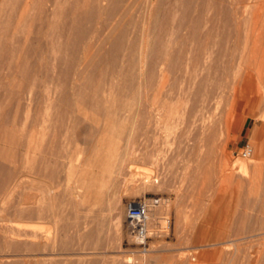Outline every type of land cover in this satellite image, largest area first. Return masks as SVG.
<instances>
[{"label": "rangeland", "instance_id": "rangeland-1", "mask_svg": "<svg viewBox=\"0 0 264 264\" xmlns=\"http://www.w3.org/2000/svg\"><path fill=\"white\" fill-rule=\"evenodd\" d=\"M58 1L60 26L56 48L59 54L57 72L61 76L58 73L55 86L50 85L38 99V96L33 98V107L20 111L16 132L32 136L25 138L31 149L23 159L25 165L23 162L20 165L22 171L17 170L13 178V186L0 192L1 246L15 241L22 245L30 242V250L24 246L21 248L23 262L22 258L10 257L5 264H12L13 259H19L15 264H264V122L259 120L264 117V73L259 80L254 71L246 67L249 65L245 59L249 53L246 48L250 50L248 47L252 45L248 36L264 31V15L255 22L249 20L247 11L239 14L230 11L232 16L229 17V10L222 13L220 8L224 2L227 6L228 0H206L203 10L199 8L202 0H167L170 3L154 0L153 7H148L149 0H132V5L136 3L134 8L123 16L119 15L121 19L112 16L109 1L101 2L104 13L88 18V2L79 0L81 10H87L82 17H76V21L81 22L85 35L74 49V32L64 23L67 18L72 21L76 16L75 7H72L75 1ZM215 3L216 12L213 9ZM198 15L204 18L198 31L213 36L215 42L233 32L227 43L232 52L226 45L227 55L231 54L226 64L223 63L230 68L225 67V75H221L219 68V78L216 79L215 43L210 47L212 60H207L205 69L199 71L197 77L167 73L161 84L157 82L159 91L152 93L147 88L148 91L145 87L151 80L148 76L150 55L156 36L165 27V37L162 36L171 42L169 48L192 49V42L183 45L181 41L187 39L191 23ZM229 19L234 23L238 21V24ZM114 21L121 23L115 26ZM228 28L230 30L226 32ZM47 43L46 37L40 43L44 66L48 64ZM242 51L244 55L248 53L244 56ZM88 61L93 63L92 66H85ZM209 67L214 68L206 87L212 94H208L207 99L205 96L204 102H199L196 82L205 77ZM65 72L69 76L65 74L66 77ZM74 72H80L79 79ZM216 81L220 83L217 82V86ZM95 86L105 91L96 90V94ZM99 93L108 100L115 98L116 105L120 102L123 107L120 108V104L119 108L112 107V112L109 108L110 112H107L111 116L104 114L106 110L100 111L104 110L103 102L96 98ZM144 93L152 100L149 101ZM143 101L148 102L144 104ZM58 114L65 115H61V119ZM118 127L121 130H116ZM245 141L251 145L252 153L243 158L237 152ZM46 145H53L55 154H60L58 160L55 154L52 157L54 166L57 162L54 168L59 171H55L58 182L53 178L56 175L50 176L56 185L47 178L49 175L45 176L47 171L35 173L44 155L40 150ZM116 146L121 154H128L115 159L112 153ZM11 150H16L15 146L4 137L0 139V160L12 153ZM111 163L115 166L112 167ZM224 170L229 173L224 175ZM50 185H55L51 187V193L64 192V195H58L63 197L59 211L55 214L40 212V216L38 212L32 216L20 212L18 208H21L24 196L28 206L35 208L38 205L35 202L46 195ZM72 189L86 198L77 207L68 203V193ZM82 193H86L85 196ZM141 195L159 197V203L149 213L150 233L147 250L143 253L135 251L138 245L126 232L124 221L125 201ZM76 197L74 202L83 201L82 197ZM39 205L44 206L45 201ZM217 240L224 243L213 244ZM16 243L13 246L19 245ZM33 245L36 249L31 250ZM44 254H50L52 259Z\"/></svg>", "mask_w": 264, "mask_h": 264}, {"label": "bare ground", "instance_id": "bare-ground-1", "mask_svg": "<svg viewBox=\"0 0 264 264\" xmlns=\"http://www.w3.org/2000/svg\"><path fill=\"white\" fill-rule=\"evenodd\" d=\"M75 1L74 6L75 7V12L74 15H76L73 20L70 22L69 18L67 22L64 23L65 26H67V28H70V30H73L75 35L74 39L75 40V44L74 41L72 42L74 49L75 47L82 41V38L85 35V30L83 28V26L81 27L79 23V20L76 21V17H79V15L82 17L83 14L86 13V8L85 10H81V5L79 3V0H73ZM85 2H88V18L90 17H94L95 15L100 16L103 8H105L104 6L102 7V3L101 2H108L109 7H110V12L112 14V16H116V19H121L120 16H123L125 13H129V9L132 11V9L134 8L135 4L133 3L132 5V0H84ZM149 5H152L153 7V1L154 0H149ZM226 1V0H225ZM81 2V1H80ZM83 2V1H82ZM148 2V1H147ZM222 2V1H220ZM219 2V3H220ZM228 7L226 5H224V3H222L221 5V12H228L231 14H239V13H244L247 11V13L249 14V20H253L254 22L257 21L259 19V17L261 15H264V0H228ZM146 3V2H145ZM160 3H170L169 1H161ZM221 4V3H220ZM219 4V5H220ZM226 4V3H225ZM73 5V4H72ZM80 5V7H79ZM83 5V4H82ZM132 5V7H131ZM58 6H59V1L58 0H0V139L6 138L7 140H9L11 145L15 146L14 151L11 150L12 153H9L7 156H5L4 158H2V160H0V192L2 191H8L10 187L13 186V178L16 175L17 170L18 171H22L19 170L20 169V165L25 162L23 161V159L25 160L27 154H29L31 146L29 144L28 141L25 142V138L26 140L32 137L31 135L29 136H25L22 133H17L16 129H17V125H16V120L20 114V111L22 110L23 112L28 111L31 103H34L33 98H35L36 96L37 99L39 98L40 95H42L47 89H49L50 85H54L57 83V81L59 80L58 77L61 76L60 72H57V63H58V59H59V54L56 48V41L58 42V39L56 40L57 37V33H58V27L59 22L57 19V15H58ZM84 6V5H83ZM108 6V5H107ZM80 11L84 12V13H80L79 14V9ZM206 7V0H202L199 8L200 10H203ZM74 8H72L73 11ZM214 11L216 12V3L213 6ZM228 9V10H227ZM36 10V11H35ZM78 10V11H76ZM108 11V10H107ZM106 11V12H107ZM231 11V12H230ZM78 12V15L77 13ZM76 13V14H75ZM104 13V12H102ZM100 14V15H99ZM106 14V13H105ZM104 15V14H103ZM119 17H118V16ZM87 16V15H86ZM107 16V15H106ZM227 16V13H226ZM232 16L229 14V17ZM110 17V15H109ZM118 17V18H117ZM228 17V18H229ZM236 17V16H235ZM108 18V17H107ZM111 18V17H110ZM115 20V17H113ZM232 18V17H231ZM72 19V17H71ZM84 19V18H83ZM226 19V18H225ZM233 19V18H232ZM88 20V19H86ZM168 19H164V21L167 23ZM204 20V18H202L200 15L196 16L190 26V33L187 37L186 40H182L181 43L183 45H185L187 42H192L194 44L192 49H185L183 47H179V48H169L170 45V41H167L165 38H163V31L166 29L164 26H161L162 28L164 27V30L161 29L160 27V34H158L156 36V39L154 41V47L151 56V62L149 65H151L150 68V73H149V83L147 82L146 84V89L148 88L149 90L152 91V93H154L155 91H159V87L160 85H157V82L159 81V83L161 84L162 79L166 76L167 73H175L180 77H184L185 75H188L190 78H195L198 76L199 71L205 69V64L207 63V60H212L211 56H212V50L210 47H212L213 45H215L216 43V79L219 76L218 72L220 71L219 68L221 69V75L224 74V70H226V61L227 58L229 57V55L231 53H229V55H227L226 52V45H230L227 44L230 41V36L231 34L233 35V32H231L230 36L228 34V36H224L222 37L220 40H216L213 36H210L209 34H202L198 31L199 28V24ZM222 21V19H220ZM230 20V19H229ZM118 21V20H117ZM228 20H226L227 22ZM232 21V20H230ZM69 22V23H68ZM115 22V21H114ZM233 22V21H232ZM63 23V22H62ZM121 23V22H119ZM119 23L117 24V22H115V26L116 24L119 25ZM155 23V22H154ZM234 23V22H233ZM61 24V23H60ZM228 24V23H227ZM234 24H238V21H236ZM61 24V26H64ZM114 25V24H113ZM156 25V24H155ZM158 28V29H159ZM234 30V28L236 27H231L230 29ZM114 29V28H112ZM228 28V30L226 32H228L230 30ZM65 31V30H64ZM72 32V31H71ZM224 32V31H223ZM236 32V31H235ZM169 33V32H168ZM264 31H260V32H254L251 37L248 36V40L251 39V44L248 48L250 50H248L246 47V51H248V57L245 58L244 56L247 54H243L244 51H242L241 55L243 56L246 60L249 66H246L250 69V71H254V74L257 75V78L259 80L262 79V74L264 73V46H261V44H264ZM226 34V33H225ZM224 34V35H225ZM163 35V36H162ZM217 35V34H216ZM219 35V34H218ZM222 35V34H221ZM110 36V35H109ZM47 38L48 39V52H47V58H48V64L47 65H43V59L44 56L42 55L41 51H40V43L42 41L43 38ZM165 37V36H164ZM233 38V37H232ZM182 39V38H181ZM235 43V42H234ZM232 44V42H231ZM76 45V46H75ZM116 45V43H115ZM150 45V44H149ZM212 45V46H211ZM88 43L86 44V47L89 50L88 47ZM119 46V45H118ZM132 46V45H131ZM261 46V47H259ZM115 47V46H114ZM130 47V44H129ZM151 47V46H150ZM227 47V46H226ZM232 47V46H231ZM261 49H259V48ZM73 48V47H72ZM78 48V47H77ZM133 48V47H130ZM230 48V46L228 47ZM236 49V48H235ZM139 50V49H138ZM231 50V48L229 49ZM71 51V50H70ZM61 52V51H60ZM72 52H76V51H72ZM85 52V51H84ZM130 52V51H129ZM132 52V50H131ZM232 52V50H231ZM140 53V52H139ZM245 53V52H244ZM93 54V52H92ZM149 54V53H148ZM240 54V53H239ZM85 55V54H84ZM130 55V54H129ZM234 55V54H233ZM233 55L230 56V60L232 59ZM71 56V55H70ZM88 56V55H86ZM93 56V55H92ZM95 56V55H94ZM133 56V55H132ZM240 56V57H241ZM60 57H63L60 56ZM65 57V56H64ZM68 57V56H67ZM96 57V56H95ZM143 57V56H142ZM239 57V56H238ZM236 57V58H238ZM85 58V57H84ZM83 58V59H84ZM92 59V57H90ZM147 58V57H146ZM235 58V57H234ZM233 58V59H234ZM235 58V59H236ZM242 58V57H241ZM73 59V58H72ZM86 59L88 60V58L86 57ZM114 59V58H113ZM229 59V58H228ZM234 59V60H235ZM85 60V59H84ZM93 60V59H92ZM91 60V61H92ZM109 60V59H108ZM134 60V59H133ZM140 60V59H139ZM229 60V62H230ZM239 60V58H238ZM242 60V59H241ZM73 61V60H72ZM71 61V62H72ZM91 61H88L87 63H91ZM112 61V60H111ZM222 61V62H221ZM232 61V60H231ZM237 61V60H236ZM244 61V60H243ZM60 62V61H59ZM62 62V60H61ZM135 62V61H134ZM80 63V62H78ZM82 63V62H81ZM86 63V62H85ZM85 66H92L93 63H89ZM224 63V64H223ZM246 63V62H245ZM222 67H220L221 65ZM228 64V62H227ZM231 64V63H230ZM240 64V63H239ZM245 65V64H244ZM83 66V65H82ZM84 66V67H85ZM224 66V67H223ZM230 66V65H228ZM237 66V65H236ZM226 67V68H225ZM88 68V67H86ZM214 67H209L207 69V72L205 74L204 78H201L199 81L196 82V95L198 97V101L199 102H204L205 96L206 99L207 97L210 95V93L212 94V91L209 89V87L207 86V79L208 76L212 74V70ZM225 68V69H224ZM230 68V67H229ZM228 68V69H229ZM239 68V67H238ZM247 68V69H248ZM223 69V70H222ZM242 69V68H241ZM240 69V70H241ZM65 70V68H64ZM64 70L62 72H64ZM68 70V69H67ZM79 70V69H78ZM87 70V69H85ZM84 70V71H85ZM114 70V69H113ZM116 71V70H115ZM80 72H82L80 70ZM79 72V73H80ZM119 72V71H118ZM60 74L57 77V74ZM77 73V72H74ZM77 73V78H78V74ZM84 73V72H83ZM81 73V74H83ZM115 73V72H114ZM117 73V72H116ZM122 73L124 74V72L122 71ZM68 75L67 72L64 73V75ZM120 74V73H119ZM231 74V73H230ZM248 74V73H246ZM251 74V73H250ZM63 75V76H64ZM65 75V76H66ZM80 75V74H79ZM84 75V74H83ZM117 75V74H116ZM225 75V74H224ZM227 75V74H226ZM69 76V75H68ZM81 76V75H80ZM79 76V78H80ZM241 76V75H240ZM67 77V76H66ZM76 77V76H75ZM211 77V76H209ZM78 78V79H79ZM105 78V77H104ZM219 78V77H218ZM251 78V76L249 77ZM253 78V77H252ZM56 79H58L56 81ZM68 79V78H66ZM222 79V78H221ZM147 80V81H148ZM218 80V79H217ZM250 80V79H249ZM69 80H67L68 83ZM114 81V80H113ZM248 81V80H246ZM245 81V82H246ZM219 83V81H216V86ZM250 82V81H248ZM66 83V85H68ZM113 83V82H112ZM144 83V81L142 82ZM222 83V82H221ZM264 83V82H263ZM145 84V83H144ZM220 84V83H219ZM97 85V84H96ZM113 85V84H112ZM119 85V84H118ZM215 85V84H214ZM55 86V85H54ZM101 86V85H100ZM105 86V84L103 85ZM210 86V85H209ZM123 87V85H122ZM219 87V86H218ZM264 87V85H263ZM95 89L96 94L99 92L103 91L101 90V88H99L98 86L93 87ZM99 88V89H98ZM110 88V87H109ZM109 88H106V90H108ZM121 88V87H120ZM144 88V87H143ZM221 88V87H219ZM112 89V88H111ZM110 89V90H111ZM124 89V88H123ZM126 89V88H125ZM145 89V91H146ZM147 89V90H148ZM215 89V88H214ZM264 89V88H263ZM117 90V89H116ZM148 90V91H149ZM222 90V89H221ZM105 91V90H104ZM103 91V92H104ZM109 91V90H108ZM108 91H106L108 93ZM115 92V89L113 90ZM119 91V90H118ZM141 91V89H140ZM219 91V90H218ZM220 92V91H219ZM106 93V95H107ZM109 93L111 94V92L109 91ZM103 94V93H102ZM105 94V93H104ZM119 94V93H118ZM140 94V93H139ZM143 94V93H142ZM209 94V95H208ZM101 93H99V95H97L98 97H100ZM117 95V94H116ZM208 95V96H207ZM216 95V94H215ZM95 96V95H93ZM103 95H101L102 97ZM114 96V95H113ZM145 96V93H144ZM147 96V95H146ZM145 96V97H146ZM211 96V95H210ZM92 97V96H91ZM96 97V96H95ZM97 98V100H102L103 102V106L102 108L104 110H100L101 112H104L106 110L105 113H107L109 116H111L107 111L109 110V108L111 109L112 107L117 106V102L114 101L116 100L115 98L108 100L107 96L106 98ZM122 97V96H121ZM140 97V96H139ZM142 97V96H141ZM151 97V96H149ZM217 97V96H216ZM209 98V97H208ZM36 99V100H37ZM41 99V98H40ZM94 99V97H93ZM146 99V98H145ZM148 99V96H147ZM146 99V100H147ZM95 100V99H94ZM144 100V99H143ZM144 100V101H146ZM149 101L152 100V98L148 99ZM40 101V100H39ZM88 101V100H87ZM90 101V100H89ZM92 101V100H91ZM90 101V102H91ZM96 101V100H95ZM94 101V102H95ZM122 101V100H121ZM141 101V98H140ZM143 101V102H144ZM207 101V100H206ZM36 103H38V100L35 101ZM100 102V101H98ZM101 102V103H102ZM119 102V101H118ZM148 102V101H147ZM147 102L144 104H147ZM142 103V102H141ZM163 103V102H162ZM96 104V103H95ZM120 104V108L121 106L123 107V103L121 105V103H118V106ZM164 104V103H163ZM165 105V104H164ZM34 106V104H33ZM32 106V107H33ZM96 106H98L96 104ZM117 106V107H118ZM143 106V103H142ZM147 106V105H146ZM145 107V106H143ZM198 107V106H197ZM36 108L39 109V107L37 106ZM100 108V107H99ZM98 108V109H99ZM119 108V107H118ZM75 109V108H74ZM101 109V108H100ZM117 109V108H116ZM25 110V111H24ZM31 110V109H30ZM201 111V109H200ZM38 112V111H37ZM110 112V110H109ZM112 112V109H111ZM27 113V112H26ZM7 114V116H6ZM102 114V113H101ZM106 114V115H107ZM121 114V113H120ZM60 115V114H58ZM57 115V117H59ZM62 115V114H61ZM61 119H63L62 117ZM65 114H63L62 116H64ZM68 116V114H66ZM98 115V114H97ZM101 116V115H100ZM27 117V116H26ZM69 118V117H68ZM113 118V116H112ZM107 119V118H106ZM105 119V120H106ZM119 119V118H118ZM35 120V117H34ZM104 120V119H103ZM114 120V119H113ZM112 120V121H113ZM116 121V120H115ZM224 121V125L226 127V118L223 119ZM24 123V120L22 121ZM114 122V121H113ZM21 123V122H20ZM34 124V121H33ZM114 124V123H113ZM212 125V124H211ZM96 126V125H95ZM106 126V125H105ZM115 127V125H112ZM110 127V126H109ZM108 127V128H109ZM121 127V125H120ZM206 127V126H205ZM119 128V127H118ZM116 130H121L120 128ZM261 129V128H260ZM262 130V129H261ZM102 131V130H101ZM99 132V131H98ZM217 127H216V134H217ZM204 133V132H203ZM202 133V135H203ZM144 134V132H143ZM206 136V135H205ZM204 136V137H205ZM2 137V138H1ZM28 137V138H27ZM56 137V136H55ZM209 137V136H207ZM57 138V137H56ZM203 138V137H202ZM136 139V138H135ZM262 142V141H261ZM264 147V144H263ZM129 148V147H128ZM127 150V149H125ZM263 150V149H262ZM44 155L41 157V159L39 160V162L41 161L40 166L38 169H35V173L38 174V172L45 170L47 171V178H51L50 176H54L57 173H59L58 169L54 168L55 166H57V162L55 164V166L53 165L55 161L52 160V157L55 156L56 154V147L54 148L53 145L49 146H43L40 150ZM122 152V151H121ZM120 150L117 148V146L115 147L112 155L115 157V159H119V157H124L126 156V152H123L121 154ZM146 152V151H145ZM140 153V152H139ZM55 154V155H54ZM58 154V152H57ZM6 155V154H5ZM60 156V154L56 155V158ZM112 156V157H113ZM54 158V157H53ZM69 158V157H68ZM28 159V157H27ZM121 159V158H120ZM144 159V158H143ZM20 160V161H19ZM58 160V159H57ZM68 160V159H67ZM115 161V160H114ZM122 161V159H121ZM20 162V163H19ZM23 162V163H22ZM120 162V161H119ZM110 163V162H109ZM122 163V162H121ZM112 164V163H111ZM115 163L112 164V167H114ZM118 164V163H116ZM53 165V166H52ZM59 165V164H58ZM114 165V166H113ZM83 165H81L82 167ZM243 166V165H242ZM31 167V166H29ZM60 167V166H59ZM110 167V164L109 166ZM244 167V166H243ZM58 168V167H57ZM62 168V167H61ZM82 169V168H81ZM226 170V169H225ZM224 170V171H225ZM57 173H56V172ZM110 171V170H109ZM112 171V168H111ZM110 171V172H111ZM56 173V174H55ZM227 173L229 172H224V175H227ZM18 174H20L18 172ZM43 174V173H42ZM66 174V173H65ZM85 174V173H84ZM23 177V173L21 174ZM20 175V176H21ZM44 175V174H43ZM44 176V178H45ZM21 177V178H22ZM55 180L58 182V177L57 175L55 177ZM50 181H52V179ZM92 178V177H91ZM77 179V178H76ZM80 179V178H79ZM78 179V180H79ZM22 180V179H21ZM55 180H53L52 182L56 185ZM148 180V179H147ZM49 181V180H48ZM15 182V181H14ZM39 182V181H38ZM51 182V184H52ZM78 182V181H77ZM144 182V181H143ZM16 183V182H15ZM14 183V184H15ZM50 183V182H49ZM17 184V183H16ZM47 184V182H46ZM78 184V183H77ZM54 185V186H55ZM17 186V185H15ZM53 185H50V187H47V193L46 195H43V198L38 199L37 202H35L36 204L38 203V205L35 208H32L28 206V201H25L27 199H25V196L23 197L21 203V208L19 207L18 209H21L20 212L25 213V215L29 216V215H34V213L38 212V216H40L41 214H39L40 212H46V213H50V214H55L56 211L58 210L59 207L62 206L63 203V197H61L62 193L64 192H58V195L61 194V196L59 197L56 193H51V190H53V188L51 189ZM53 186V187H54ZM77 186V185H76ZM142 186V185H141ZM140 186V187H141ZM78 187V186H77ZM80 187V186H79ZM82 187V186H81ZM80 187V188H81ZM63 189V188H62ZM76 189V188H75ZM84 191V189H83ZM77 192V191H76ZM80 192V191H79ZM86 192V191H84ZM45 193V192H43ZM78 193V192H77ZM7 194V192H6ZM83 195L86 193H82ZM3 196V195H2ZM42 196V195H41ZM76 196H79L80 198L82 197L81 193L80 194H76L74 192V189H72L69 193H68V203L72 204V207H77L79 204L84 203V201L86 200V198L84 199V197H82L83 201L81 202H74V198ZM85 196V195H84ZM31 197V196H29ZM77 198V197H76ZM29 199V198H28ZM35 199V198H32ZM81 199V200H82ZM31 200V198H30ZM37 200V199H36ZM66 200V198L64 199ZM43 201H45V205H39L40 203H43ZM88 201V200H87ZM19 203V204H20ZM33 205H36V204ZM27 205V207H23L24 205ZM31 204V203H30ZM29 204V205H30ZM32 205V204H31ZM76 209V208H74ZM59 211V210H58ZM76 211V210H75ZM151 212V211H150ZM24 215V216H25ZM25 216V217H27ZM30 216V217H31ZM13 217V216H12ZM73 217V216H72ZM78 217V216H77ZM242 217V216H241ZM29 218V217H28ZM32 218V217H31ZM36 218V216H35ZM34 218V219H35ZM48 218V215H47ZM29 220V219H28ZM41 220V219H40ZM39 220V221H40ZM50 220V219H49ZM78 220V219H77ZM75 221V220H74ZM78 222V221H76ZM75 223V222H74ZM32 224V223H31ZM82 224V223H81ZM80 224V225H81ZM26 225V224H23ZM43 225V224H42ZM67 226V225H66ZM19 227V226H18ZM24 227V226H23ZM26 227V226H25ZM33 227V226H32ZM31 227V228H32ZM30 228V227H29ZM37 228V227H36ZM67 228V227H66ZM66 228H63L64 230ZM70 228V227H69ZM81 228V227H80ZM83 228V227H82ZM42 229V228H41ZM72 230V229H71ZM78 230V229H77ZM31 231V230H29ZM67 231V230H66ZM76 231V230H75ZM16 232V231H15ZM26 232V231H25ZM23 232V233H25ZM39 232V231H38ZM57 232V231H56ZM29 233V232H28ZM34 233V232H33ZM78 233V232H77ZM17 234V233H16ZM20 235V233H18ZM32 234V231H31ZM37 234V231H36ZM39 234V233H38ZM76 235V234H75ZM89 235V234H88ZM21 236V235H20ZM38 236V235H37ZM39 236H42L39 235ZM38 236V237H39ZM44 236V234H43ZM80 236V235H79ZM24 237V236H23ZM33 237V236H32ZM68 238V236H67ZM24 239V238H23ZM30 240V239H29ZM24 241V240H23ZM31 241V240H30ZM63 241V240H62ZM229 241V240H227ZM11 242V241H10ZM17 241L12 243L11 246L14 245V243H16ZM25 242V241H24ZM37 242V241H36ZM42 242V240H41ZM45 242V241H44ZM49 242V241H48ZM47 242V243H48ZM58 242V240H57ZM30 243V242H29ZM28 243V244H29ZM35 243V242H34ZM62 243V242H61ZM217 243H224V241H220L217 240L216 243L213 244H217ZM226 243V240H225ZM230 243V241L228 242ZM9 244H7V246H1L0 248V263L5 264L6 262L8 263L7 259L10 257H19V259H21L22 254H20L21 248L24 249V247H28L29 249V245L27 243L28 246H25L16 243L15 245L18 246H13L11 248V246H9ZM37 244V243H36ZM206 244V243H205ZM211 244V243H210ZM6 245V244H5ZM45 245V244H44ZM43 245V246H44ZM24 246V247H23ZM46 246V245H45ZM49 246V245H48ZM51 246V245H50ZM31 247V245H30ZM38 247V246H36ZM47 247V246H46ZM61 247V246H60ZM59 247V248H60ZM35 248V246L33 245L31 250ZM58 248V247H56ZM14 249V250H11ZM36 249V248H35ZM39 249V248H38ZM43 249V248H42ZM45 249V247H44ZM62 249V247H61ZM30 250V249H29ZM34 250V249H33ZM58 250V249H57ZM219 250V249H217ZM10 251H13L10 253ZM16 251V253H14ZM28 251V250H27ZM39 251V250H38ZM43 251V250H42ZM18 252V253H17ZM22 252V251H21ZM25 252V250H24ZM33 252V251H32ZM37 252V251H36ZM73 252V251H72ZM26 254H30L29 252H25ZM39 253V252H37ZM44 253V252H43ZM24 254V253H23ZM34 254H36L34 252ZM40 254V253H39ZM59 254V253H58ZM57 254V255H58ZM72 254V253H71ZM25 255V254H24ZM37 255V254H36ZM43 255V254H42ZM55 255V254H54ZM39 256V255H38ZM37 256V257H38ZM50 257V254L47 256L44 254V257ZM53 256V255H51ZM24 257V256H23ZM27 256H25L26 258ZM29 257H32L31 255ZM43 258V256H41ZM57 257V256H56ZM28 258V257H27ZM48 258V260H50ZM18 259V260H19ZM22 258V262H23ZM31 258H29L30 261ZM47 259V258H46ZM52 259V258H51ZM14 262L12 264H15L16 260L13 259ZM17 260V261H18ZM28 260V259H27ZM38 260V259H37ZM55 260V259H54ZM6 261V262H5ZM21 261V260H20ZM26 261V259H25ZM31 261H33V257L31 259ZM39 262V261H38ZM44 262V260H43ZM11 263V262H9ZM21 263V262H20ZM29 263V262H28ZM33 264V262H31ZM35 263V262H34ZM58 263V262H56ZM22 264V263H21ZM24 264H26V262H24Z\"/></svg>", "mask_w": 264, "mask_h": 264}, {"label": "built area", "instance_id": "built-area-1", "mask_svg": "<svg viewBox=\"0 0 264 264\" xmlns=\"http://www.w3.org/2000/svg\"><path fill=\"white\" fill-rule=\"evenodd\" d=\"M252 153L251 145L245 141L240 146L237 154L240 157H249ZM159 203L156 196H135L125 201L124 221L125 230L133 241L138 245L135 250L143 253L147 250V239L149 238V213ZM131 264V263H127Z\"/></svg>", "mask_w": 264, "mask_h": 264}, {"label": "crops", "instance_id": "crops-1", "mask_svg": "<svg viewBox=\"0 0 264 264\" xmlns=\"http://www.w3.org/2000/svg\"><path fill=\"white\" fill-rule=\"evenodd\" d=\"M261 122H264V117H260L259 119Z\"/></svg>", "mask_w": 264, "mask_h": 264}]
</instances>
